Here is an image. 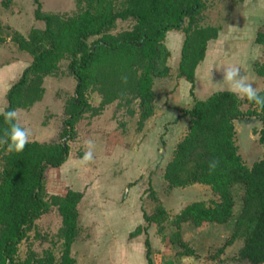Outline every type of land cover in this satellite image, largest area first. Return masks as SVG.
Returning a JSON list of instances; mask_svg holds the SVG:
<instances>
[{
    "label": "rangeland",
    "instance_id": "1",
    "mask_svg": "<svg viewBox=\"0 0 264 264\" xmlns=\"http://www.w3.org/2000/svg\"><path fill=\"white\" fill-rule=\"evenodd\" d=\"M39 1L44 13L69 16L79 9L77 0ZM201 2L194 27H217L219 36L208 42L206 58L197 68L196 96L207 99L214 92L231 90L245 98L251 91L263 90L264 76L257 72L256 65L264 61V47L256 42V36L264 26V0ZM117 3L120 5L122 0ZM38 7L36 0H0L5 37L0 43V63L15 59L31 64L32 55L21 51L12 35L18 31L28 36L34 28L46 27L45 21L36 17ZM184 22L187 27L190 18ZM135 24L132 18L119 19L112 33L119 35ZM185 38L184 29L166 33L171 71L165 77L154 78L157 96L150 118L142 119L139 99L127 87L123 96L107 101V94L96 83L86 94L87 104L75 122L73 136H65L69 130L68 107L78 96V80L70 59H63L60 69L45 77L40 101L15 112L23 140L63 142L70 147L69 158L61 167L47 168L45 182L50 195H65L69 189L83 194L79 203L80 233L71 251L76 264H148L147 238L156 264H250L234 261L245 244L243 236L228 243L243 209V184L232 186L234 213L227 223L196 226L188 221L179 227L174 222L188 204L202 201L210 205L220 199L208 185L171 188L165 177L178 144L189 132L191 116L185 110L195 102L192 83L180 71ZM2 93L0 102L4 100ZM248 108V104L243 105L244 110ZM246 120L237 122L235 140L243 161L252 166L264 157L262 123L255 117ZM162 209L164 213H160ZM155 214L157 218L149 225L146 215ZM61 226L62 216L53 206L36 220L21 243L20 257L25 259L31 253L39 260L53 253L54 264H60L64 249ZM180 240L187 247H182ZM188 249L193 254H188Z\"/></svg>",
    "mask_w": 264,
    "mask_h": 264
},
{
    "label": "trees",
    "instance_id": "2",
    "mask_svg": "<svg viewBox=\"0 0 264 264\" xmlns=\"http://www.w3.org/2000/svg\"><path fill=\"white\" fill-rule=\"evenodd\" d=\"M36 2V17L45 21L46 27L34 28L28 36L18 31L12 35V41L33 60L8 90L7 106L0 113V264L56 263L53 253L39 260L31 253L23 259L19 253L36 220L53 206L62 216L60 236L64 249L60 264H76L71 251L80 233L82 192L69 189L65 195H50L46 190L47 168H59L68 160L69 145L23 140L16 110L40 101L45 77L55 74L63 59H70V68L78 80V96L68 107L69 130L65 136H73L75 122L87 104L86 94L96 83L107 94V101L123 96L127 87L139 99L142 119L150 118L157 96L154 78L165 77L171 71V50L164 38L168 31L181 29L186 38L180 71L192 83L195 102L185 110L191 116L189 132L178 144L165 177L171 188L208 185L220 199L210 205L192 202L177 214L174 222L179 227L188 221L196 226L227 223L234 213L232 186L243 184V209L228 243L243 236L245 244L234 261L264 264V157L252 166L246 165L235 140L237 122L255 117L262 123L260 141L264 144V89L251 91L245 98L231 90L214 92L207 99L196 96L197 68L206 58L208 42L219 36L217 27H194L202 9L201 0H122L120 5L118 0H77L78 12L69 16L44 13L42 3ZM186 17L190 22L184 27ZM130 18L136 20L133 29L119 35L112 33L119 19ZM1 25L0 20V43L5 40ZM93 37L99 38L90 42ZM256 42L264 47V26L258 31ZM256 68L264 76V61ZM245 104L249 105L247 110L243 109ZM155 218L157 214L146 215L149 225ZM137 231L141 232V227ZM179 243L182 247L188 245L183 240ZM145 245L149 264H156L149 238ZM188 254H193L192 250Z\"/></svg>",
    "mask_w": 264,
    "mask_h": 264
},
{
    "label": "crops",
    "instance_id": "3",
    "mask_svg": "<svg viewBox=\"0 0 264 264\" xmlns=\"http://www.w3.org/2000/svg\"><path fill=\"white\" fill-rule=\"evenodd\" d=\"M1 19H3V18L1 17ZM2 26H3V23H2ZM9 40H10V38H9ZM29 65L30 64L25 62V61L24 62L23 61H16L15 59L6 60V61H4V63H0V93H2V92L5 93L4 94V100H2L0 102V113L4 112V110L7 106L8 90L11 88L13 83H15L21 77L25 68L28 67ZM1 95L3 96V93ZM19 110H21V109H19ZM148 262L149 261L147 259V263Z\"/></svg>",
    "mask_w": 264,
    "mask_h": 264
}]
</instances>
